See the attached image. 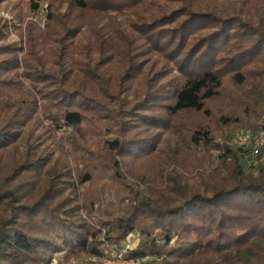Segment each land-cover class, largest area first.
<instances>
[{
    "label": "trees",
    "instance_id": "obj_1",
    "mask_svg": "<svg viewBox=\"0 0 264 264\" xmlns=\"http://www.w3.org/2000/svg\"><path fill=\"white\" fill-rule=\"evenodd\" d=\"M71 7L70 17L63 19L73 18L71 26L49 17L59 31L49 40L40 31L28 44L23 68L31 90L15 74L21 64L11 55L18 49L0 40V264L100 256L103 231L114 244L139 233L138 246L125 253L142 264H264V164L249 168L243 150L217 143L209 128L183 120L189 113L209 114L207 103L222 95L229 78L244 89L240 115L232 119L237 131L256 134L264 127V0H72ZM111 13L117 19L100 30L110 33L113 28L117 39L105 51L100 35L89 38L87 15L103 21ZM130 35L141 44L124 40ZM120 40L121 55L115 45ZM81 41L85 58L73 61L71 52ZM49 44L57 47L58 59L48 54ZM103 50L127 60L138 75L148 54L152 65L158 62L152 56L160 62L167 58L178 74L166 83L167 75L159 85H147L144 100L123 118H114L120 129L106 133L111 138L100 148L109 158L108 180L118 185L110 186L111 192L95 188L94 174L101 168L92 162L91 170L79 174L81 186H91L83 194L89 204L87 222L79 215L72 168L64 164L59 179L44 175L41 170L54 151L40 149V137L36 144L30 142L25 130L38 120L32 118L40 109L32 89L42 87L43 119L57 135L69 132L62 135L72 151L100 159L94 138L83 127L98 100L88 85L101 64L93 56ZM99 82L101 89L110 87L107 79ZM165 88L172 93L169 102L154 106L166 100ZM106 92L98 96L107 99ZM174 139H182L186 150L201 148L210 169L185 171L180 144L168 151ZM129 162L143 163L144 170L129 173ZM29 182H36L32 192ZM61 193L68 197L56 203ZM149 257L156 260L149 262Z\"/></svg>",
    "mask_w": 264,
    "mask_h": 264
},
{
    "label": "rangeland",
    "instance_id": "obj_2",
    "mask_svg": "<svg viewBox=\"0 0 264 264\" xmlns=\"http://www.w3.org/2000/svg\"><path fill=\"white\" fill-rule=\"evenodd\" d=\"M71 3L72 0H0V40L4 39L6 43H10L18 49V52L11 55L13 59L14 57H17L19 63L21 64V68L15 74L21 75L20 81L22 80L25 87L29 90H31V88L28 87V83L25 82L24 74L26 70L23 68V62L25 60L24 56L26 55L27 50H30V48H28V44L30 46L33 44L32 41L37 38L40 31L44 34L48 33L46 36L47 40H49L48 38H53L55 32L59 31L58 28H54L56 23H53L52 21L50 22L49 17L56 18L55 20H59L60 24L71 26L69 20L71 21L73 18L63 22L65 17L69 18L71 15L69 11H67L68 7L72 8ZM76 13L77 12H74L72 17H75ZM91 16L92 15H87V21H91L92 24L89 38L92 39L94 36L100 35L102 38V44L105 45L106 51V49H109L107 46H110V41L113 43V41L117 39V35L115 34L113 28L110 33L106 30L100 29L113 23V21L117 19V16L114 13L107 14L104 16L103 21L100 18L95 20ZM94 22L97 25L96 27ZM73 34L72 38L76 36V32ZM55 40L56 42L58 41L57 39ZM124 40H131L136 43L139 41V38L136 35H130L124 37ZM136 44H141V42L139 41ZM79 45L80 47L76 50V52H74V50L71 52L73 61L79 62L85 58V54L82 52V46H84L83 41H81ZM115 45L117 47L119 46L118 54L121 55L122 52H124L123 43L120 40V42ZM47 48L48 54L50 56L56 55L58 59L59 52L56 50L57 47L49 44L47 45ZM105 51L103 50L98 57L96 55L93 56L96 61H101V64L94 68V72L92 73H96V79H93L90 83L88 82V85L93 89L92 95L98 98V100L97 104L93 106L90 113L86 114L88 123H86L83 127L85 134H87L89 138H94L95 145L93 146V149L97 152V156H99L100 159L92 158L91 161L90 158H86V155L81 156V154H77L74 148L72 151L71 146L63 138H66V136L62 135L68 131H61V133H58L57 135L55 133V129L51 127V124L43 119L41 108L42 100H40L41 92L43 91L42 87H34V89H32L36 95V105L40 109L35 111L34 117L32 118L34 119L35 117H38V120L35 123L33 122L30 124L25 130L26 133L30 132L28 133L29 135L27 134L30 138V142L34 143L36 138L40 137V139L36 141L39 148L47 149V151L50 152L51 150L54 151L51 159L47 161L44 170H41L44 175L49 172L52 173V176L55 175L59 179L64 164H67L72 168L73 180L75 183H78L79 186L78 194L75 196L76 202L79 203V215L87 222L91 221L89 214L86 211L89 204L83 199V194L86 190H90L91 186L88 188L84 186L82 187L80 183L81 177L79 174L91 170L90 163L92 162L101 168V170H96L94 174L96 178L94 183L95 188L99 187L101 190L111 192L109 189L110 186L113 188L118 185L115 181L108 180L112 179L110 168L106 167L105 164V161L107 160L106 163L110 165L108 162L109 158L104 150L100 148L104 139L111 138L106 133L109 134V131H117L116 129H120L119 123L114 121V118L121 119L126 112L129 114L131 110L135 109L136 106L144 100L143 95L148 92L146 89L147 85H149V87L159 85L163 76L167 75L169 78L163 82L166 83L167 81H170L169 79L176 77L178 74L173 64H170L167 58H162L163 61L160 62V58L152 56L153 59L158 60L156 64L152 65L153 62L151 58H149L148 54L146 56L147 60L143 61L144 71L142 74L138 75L139 71H130L127 60L124 58L122 60H118V58L115 57V54ZM104 79H107L110 87L108 86V88L101 89L102 87L100 86L102 85V82H99V80L104 82ZM225 79L226 83L222 95L207 103V110L209 114L189 113L184 115L183 120L184 122L187 121L186 123L188 125H192L193 127L203 126L209 128L213 133L215 142L229 145L230 141L236 134L243 132L237 131L238 129H236V126L232 123V119L240 115V98L242 97L244 89L237 87L236 85H232V82L229 83L231 79ZM171 86L173 87V85ZM105 90H107L106 93H108L107 99H104L102 96H98L100 91L103 94ZM167 90L165 88L163 92L165 95L163 99L166 100L154 102V106L169 102L167 99L172 96V93ZM150 93L155 92L154 90H151ZM159 95H161V97L163 96L161 93ZM30 107L32 106L30 105ZM108 117H112V120H109ZM224 118L229 119L231 122L227 125L223 121ZM129 124H133L132 120ZM31 126L32 129L30 128ZM106 128L108 131L105 130ZM230 134H232L230 138L225 140L226 136ZM59 137L62 139L58 140ZM181 140L182 139L171 140L172 145L168 148V151L171 150L175 144H180L177 151L185 154L184 165L188 169L185 171L198 173L205 171L206 169H210L208 157H205V153L200 151L201 148H196L194 151L186 150L185 146L182 145ZM36 142L34 144H36ZM100 163L104 166H100ZM138 168H142L143 171L144 164L135 162L128 163L129 173L139 170ZM35 183L36 182L28 183V192H32V189L35 187ZM58 183L59 180L57 184ZM121 192L122 195H124V190ZM58 196L60 197L54 198L56 203L63 201L68 197L66 195L63 196L62 193ZM106 237L107 233L106 231H103L100 238L102 249V254L100 256H87L82 254H77L76 257L73 256L70 258L56 256L55 258L59 261V263L57 260H54L52 264H129L127 262L128 259L125 253V248L138 246L141 240L139 233L130 234L123 242L118 244H114ZM152 260H156V258L149 257L147 261L150 262Z\"/></svg>",
    "mask_w": 264,
    "mask_h": 264
},
{
    "label": "built area",
    "instance_id": "obj_3",
    "mask_svg": "<svg viewBox=\"0 0 264 264\" xmlns=\"http://www.w3.org/2000/svg\"><path fill=\"white\" fill-rule=\"evenodd\" d=\"M228 146L243 150L248 167L255 169L264 164V127L256 134L246 132L236 134ZM130 248L126 247L125 251ZM127 262L129 264H141V261L133 259H128Z\"/></svg>",
    "mask_w": 264,
    "mask_h": 264
}]
</instances>
